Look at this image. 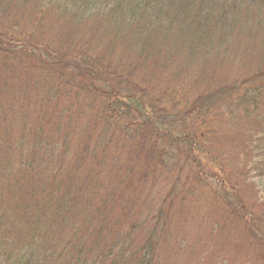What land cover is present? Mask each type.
<instances>
[{"label":"trees","instance_id":"trees-1","mask_svg":"<svg viewBox=\"0 0 264 264\" xmlns=\"http://www.w3.org/2000/svg\"><path fill=\"white\" fill-rule=\"evenodd\" d=\"M49 13L81 40L37 45L26 14ZM243 41L251 61L224 70ZM263 105L264 0H0V136L28 128L18 157L45 162L23 200L30 227L68 232L59 264H158L172 243L201 264H264Z\"/></svg>","mask_w":264,"mask_h":264},{"label":"rangeland","instance_id":"rangeland-1","mask_svg":"<svg viewBox=\"0 0 264 264\" xmlns=\"http://www.w3.org/2000/svg\"><path fill=\"white\" fill-rule=\"evenodd\" d=\"M49 14L51 15V17L45 19L46 15L42 16L40 18L41 20L39 24H34V20L28 19L30 15L26 14L28 17L26 28L27 29L35 28L32 31V35L35 37V39L40 40L39 43L36 42L37 45L42 44V41H46L51 43L52 45H55L60 49L66 50L72 47L71 43H73L76 40L78 41L81 40L80 33L77 31L79 27L73 26L72 28L68 29L69 27L66 24L58 23L56 21V19H58L57 14L55 13H49ZM97 32L98 33H96L95 36L92 38L93 44L94 41L96 43H99V41L102 40L99 31ZM228 41L232 42L233 40L228 39ZM233 44L231 46L233 50H232V54L230 55V59H224L222 61L219 60L221 65L225 66L224 70H227L229 67L236 70L237 68H239L238 67L239 62L244 61L243 63H246L247 65V63L251 61V59H249L252 57L250 51L249 50L247 51L245 46L243 48L241 47L242 44H246V41H243V43L240 42L236 47ZM217 57L219 59L220 55H218ZM230 60L232 61L231 63ZM64 63L67 65L74 64L76 63V59L72 57H67L64 58ZM206 65H207V70H205V72H207L209 69L207 63ZM230 75H234V74H230ZM221 77L222 76H220V78ZM19 100H21V98L18 95L12 97V102L14 103L18 102ZM67 102L68 101L61 99L58 100L57 103H55L54 101V105L62 108L64 106L69 105V103ZM262 108L264 109V105L262 106ZM22 148H23L22 152L25 156L30 153L28 146L25 145ZM229 148L230 147L228 146L226 149L228 150ZM3 150L10 152L7 154L6 159L3 160L4 163L9 162L13 158V156L16 157L17 156L16 139L7 140L0 137V152ZM204 159L207 160V158L205 157ZM205 163L209 168L208 171L213 172L214 170L210 168V166H212L213 164L210 163L209 160L205 161ZM234 166H236V163L231 164V167ZM182 173L183 174L185 173V169L182 170L181 175H183ZM74 179H77L79 182L80 181L83 182L84 177L80 175L72 176L69 177L68 182L73 181ZM209 180L211 181V179ZM16 194L17 191L9 192L6 190L5 192L0 190V209L4 210L3 211L4 218L3 220L0 221V258L4 260L6 256H13L18 253H22L23 255L28 254L31 257L35 256V254H37L38 251H40L41 248L45 246L44 243L47 242V240H51V239H53L55 243H57L58 245H62L63 247L68 238V232L63 227L57 228L54 227L53 225L48 224L47 226L41 228L40 226L37 225L36 230L37 232L40 233L39 235H34L30 233V228L26 229L24 227V225L21 222V217L24 214V208H22V206L25 205L18 203L19 199H16ZM17 206L18 209L14 210L15 207L17 208ZM26 207L29 208L30 211H33L32 208L25 206V208ZM5 221L11 222L8 225L7 229L3 228V222ZM40 223L42 224L43 221ZM109 236H110L109 234H104L102 238L108 239ZM89 237L91 236L88 233V235L86 236V240ZM93 252L94 251H92L91 253ZM74 255H75L74 250L65 248V250H63L61 253L59 252L56 253L54 262L56 264L71 262L73 260ZM83 256H85V254H83ZM51 261H52L51 256L47 252H45L44 257L42 258V264H51ZM158 264H201V263L198 261L195 252H193L192 254L191 251H183L179 249V247L176 244L172 243L171 245H168L166 248H161Z\"/></svg>","mask_w":264,"mask_h":264}]
</instances>
